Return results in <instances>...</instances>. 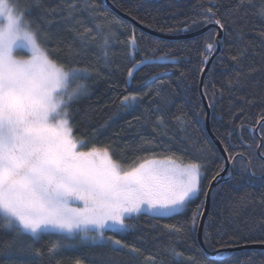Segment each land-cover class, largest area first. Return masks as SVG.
I'll use <instances>...</instances> for the list:
<instances>
[{
	"label": "trees",
	"instance_id": "trees-1",
	"mask_svg": "<svg viewBox=\"0 0 264 264\" xmlns=\"http://www.w3.org/2000/svg\"><path fill=\"white\" fill-rule=\"evenodd\" d=\"M109 1L141 25L166 35L194 33L210 24L202 22L203 10L212 6L209 0ZM9 2L24 13L33 28L48 34L49 39L42 37V43L59 49L53 52L54 59L69 67L88 69L85 78L69 85L70 90L77 85L86 88L69 105L73 135L85 141L80 150L110 145L112 158L125 168L140 158L171 156L182 164L199 162L203 175L201 192L182 212L169 217L133 215L126 220L127 230L107 232L127 247L92 244L79 236L54 232L36 239L0 226V264H264V250L209 257L198 242L201 216L196 226L192 225L193 214L198 210L202 213L212 177L222 173L221 166L225 168L206 129L207 114L199 91L201 69L206 66L202 63L205 44L215 43L218 30L169 41L137 29L113 12L105 0H42L40 7L34 0ZM73 2L78 8L71 13L68 5ZM238 2L221 0L218 17L226 22L223 47L204 81L211 105V131L230 159L236 158L232 177L213 192L205 221L203 240L211 252L264 245V178H259L264 175V139L263 158L258 154L264 122L257 123L264 115V18L256 15L259 0L254 7L237 10ZM193 20L198 23L193 24ZM97 24L112 35L107 66L97 46L104 35L96 32ZM85 28L92 29L95 40L81 41L77 31ZM133 34L135 49L128 42ZM69 46L79 54L67 55ZM241 51L245 54L239 63L234 62L231 56ZM212 53L207 54L208 60ZM141 59L153 62L139 66L129 79V68ZM131 95L138 97L134 105L120 103ZM158 117L163 118L162 124H157ZM132 248L138 251L134 253Z\"/></svg>",
	"mask_w": 264,
	"mask_h": 264
},
{
	"label": "snow or ice",
	"instance_id": "snow-or-ice-1",
	"mask_svg": "<svg viewBox=\"0 0 264 264\" xmlns=\"http://www.w3.org/2000/svg\"><path fill=\"white\" fill-rule=\"evenodd\" d=\"M209 2L212 6L203 10L202 22L225 30L226 22L218 17L221 0ZM41 3L34 0L36 7ZM259 3L256 15L264 18V0ZM255 4L256 0H239L236 7L238 10ZM68 8L74 13L78 5L73 2ZM0 19L6 22L0 28V226L36 239L54 232L79 236L92 244L124 248L127 245L120 240H106L105 230H127L126 220L144 211L157 217L178 214L199 195L203 175L199 162L182 164L171 156L140 158L125 168L112 158L110 145L80 151L85 141L73 135L69 105L86 88L77 85L70 90L69 85L85 78L88 69L69 67L54 59L52 54L59 49H49L42 43V37L49 39L48 34L33 28L9 0H0ZM197 23L193 20V24ZM96 32L104 33L103 42L97 46L107 66L112 35L105 33L100 24ZM77 36L82 42L96 39L90 28L77 31ZM128 42L133 49L137 47L134 34ZM17 50H27L29 55L18 58ZM214 50V42L205 44L203 64ZM78 54L69 46L67 55ZM244 54L241 51L231 59L239 63ZM152 62L138 61L129 68V79L139 66ZM137 100L135 95L124 96L120 103L127 107ZM261 122L264 115L257 123ZM162 123L163 118L158 117L157 124ZM219 174L218 171L212 179ZM77 201L83 206L73 207ZM201 215L199 210L193 214V227ZM165 227L181 231L175 225Z\"/></svg>",
	"mask_w": 264,
	"mask_h": 264
},
{
	"label": "water",
	"instance_id": "water-1",
	"mask_svg": "<svg viewBox=\"0 0 264 264\" xmlns=\"http://www.w3.org/2000/svg\"><path fill=\"white\" fill-rule=\"evenodd\" d=\"M107 6L113 11L115 12L118 16H120L121 18L125 19L126 21L130 22L133 26H135L137 29L141 30L142 32H145L149 35H152L156 38L159 39H163V40H169V41H176V40H180V39H190V38H194L197 36H201L204 35L207 31H209L212 28H215L218 30V34L216 35L215 38V45H216V49L214 50V52L211 54L206 66L204 67L202 74H201V78H200V95L206 110V114H207V118H206V129L210 135V137L213 139L216 147L218 148V150L220 151L223 159H224V164H225V168L222 171V173L217 176L215 178V180H213L207 190V195L205 198V203H204V207L202 210V215H201V219H200V223H199V227H198V242L200 244V246L202 247L203 251L209 256V257H214L216 254L218 253H228L231 251H238V250H264V245H260V244H253V245H247V246H243V247H238V248H229V249H223L220 251H215V252H211L207 249V247L205 246L204 240H203V230H204V225H205V221L206 218L209 214L210 208H211V201H212V195L213 192L215 190V188L221 184L222 182H224L225 180H228L231 178V176L233 175V165L235 162L234 158L233 160L230 159V157L228 156L226 150L224 149V147L222 146V144L220 143V141L218 139L215 138V136L213 135L211 128H210V115H211V108L209 105V102L207 100L205 91H204V81H205V77L208 73V71L210 70V68L212 67L216 57L218 56V54L220 53L222 47H223V36H224V32L218 29V26H216L215 24H209L206 27H204L203 29L196 31L194 33H189V34H182V35H166V34H162V33H158L156 31H153L143 25H141L140 23H138L136 20H134L133 18L127 16L126 14L120 12L118 9H116L113 5H111L109 0H105ZM218 41V42H216ZM259 129V127H257V130ZM263 144V140L262 138L260 139V145L258 147V154L259 156L262 157L261 155V147ZM263 158V157H262ZM230 171L229 176L228 173ZM248 171L250 172V167H248ZM259 178H264L263 176H260Z\"/></svg>",
	"mask_w": 264,
	"mask_h": 264
},
{
	"label": "rangeland",
	"instance_id": "rangeland-1",
	"mask_svg": "<svg viewBox=\"0 0 264 264\" xmlns=\"http://www.w3.org/2000/svg\"><path fill=\"white\" fill-rule=\"evenodd\" d=\"M6 26V22L5 21H3L2 19H0V28H4ZM16 55H17V57L18 58H27V56L29 55V53L27 52V50H17L16 51V53H15ZM80 150V149H79ZM80 151H82V150H80ZM179 163V162H178ZM72 206L73 207H82L83 205H82V203L81 202H75V203H73L72 204ZM142 213H149V212H147V211H144V212H142ZM149 214H151V213H149ZM109 231V229H106L105 230V239L107 240V238L109 237V236H107V232ZM86 242V241H85ZM90 243V242H89Z\"/></svg>",
	"mask_w": 264,
	"mask_h": 264
},
{
	"label": "bare ground",
	"instance_id": "bare-ground-1",
	"mask_svg": "<svg viewBox=\"0 0 264 264\" xmlns=\"http://www.w3.org/2000/svg\"><path fill=\"white\" fill-rule=\"evenodd\" d=\"M230 172V171H229ZM229 174V173H228ZM227 176H229V175H227ZM232 177V176H231ZM229 180V179H228Z\"/></svg>",
	"mask_w": 264,
	"mask_h": 264
}]
</instances>
